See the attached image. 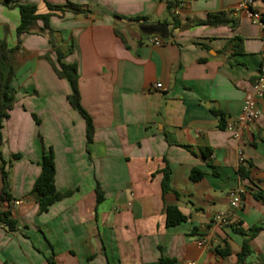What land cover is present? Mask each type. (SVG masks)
I'll use <instances>...</instances> for the list:
<instances>
[{
    "label": "crops",
    "instance_id": "0c3cea01",
    "mask_svg": "<svg viewBox=\"0 0 264 264\" xmlns=\"http://www.w3.org/2000/svg\"><path fill=\"white\" fill-rule=\"evenodd\" d=\"M11 1L48 14L51 31L38 20L18 44V9L0 0V42L18 45L13 108L0 131L10 197L3 200L0 160V214L15 224L0 226V264H160V256L264 264V99L255 98L260 115L244 139L226 129L260 66L261 29L238 8L244 0H179L169 12L163 0ZM251 9L264 14V0ZM216 13L227 21L202 24ZM145 21L166 24L168 38L143 35ZM57 51L76 67L90 141L54 71ZM49 148L55 189L71 194L39 214L32 187ZM165 168L172 191L163 194ZM193 169L200 180L190 179ZM233 189L238 208L227 198ZM169 206L186 221L166 227ZM254 228L240 261L243 234Z\"/></svg>",
    "mask_w": 264,
    "mask_h": 264
},
{
    "label": "trees",
    "instance_id": "16d2710c",
    "mask_svg": "<svg viewBox=\"0 0 264 264\" xmlns=\"http://www.w3.org/2000/svg\"><path fill=\"white\" fill-rule=\"evenodd\" d=\"M164 1V0H163ZM5 3H11L12 7H16L19 12L20 20L19 24L16 28V37L18 44L20 43V36L26 33H29L35 23L40 20L43 23V28L51 31L48 25L49 15H37L36 7L34 5L28 4H16L11 0H5ZM179 0H169L166 2L167 11H171L178 5ZM48 8L54 9L59 7H53L48 5ZM138 21V19H135ZM227 20L225 17L220 14H211L207 17V19L202 22L205 25H220L225 23ZM18 49V45L13 48H9L5 41L0 42V131L2 128V123L4 120L9 118V113L13 108L14 103V90L10 86L11 79L14 76V54ZM57 67H53L54 71L58 78L65 79L70 87V94L67 96V101L69 105L77 111L84 119L86 125V139L87 141L91 140L92 137V124L89 116L84 112V110L80 106L79 102V94L77 89V73L76 67L74 64H66L63 63L62 60L64 58V54L57 51ZM35 119V116L33 115ZM38 123V121L36 120ZM2 143L1 132H0V145ZM18 155H13L12 159L18 158ZM1 160V159H0ZM4 162L1 160L2 165V188L1 192L3 195L4 201H9V185L7 181V175L3 171ZM163 174L161 179V191L162 193L172 191L170 187L169 174L170 171L168 168H165L161 171ZM239 174L241 177L247 176V171L243 168H239ZM54 175H55V167H54V157L52 150L49 148L47 151H44L41 158V172L38 178L35 180L32 191L38 195V213H43L48 210V208L54 203L70 196L71 191H66L60 193L56 191L54 186ZM203 173L198 169H193L190 173V179L192 181H198L202 178ZM96 201L97 203L102 200V193L99 187H96ZM186 221V217L182 215L177 207L169 206L165 210V224L166 227H173L177 224L183 223ZM0 223L7 227L9 230H13L15 222L10 218L9 212L0 214ZM259 231V228H254L249 231L244 238L241 252L238 255V260H242L246 255L250 253L248 249V242L251 240ZM160 264H173V260L166 258L164 256H160L159 258Z\"/></svg>",
    "mask_w": 264,
    "mask_h": 264
},
{
    "label": "built area",
    "instance_id": "2783aa9c",
    "mask_svg": "<svg viewBox=\"0 0 264 264\" xmlns=\"http://www.w3.org/2000/svg\"><path fill=\"white\" fill-rule=\"evenodd\" d=\"M169 0H164V2H168ZM239 9H242L246 12V15L250 19L253 24H256L261 29V40H262V48L260 52V66L258 69V73L251 84V91L248 92L245 96L241 114L234 123H228L226 125V129L230 131L235 139H244L245 134L250 127L259 117L260 112L257 108L255 98L264 99V14L254 11L251 9V0H244L238 5ZM152 44L155 46L160 45L159 40H152ZM156 88L159 85L155 86ZM243 158H239V163L242 164ZM227 198L229 201V205L231 208H238L241 204V192L238 189L230 190L227 193ZM13 204H19L18 201L13 202ZM220 224H225V219L217 218ZM0 226H3L0 223ZM199 246H202V242L198 243ZM192 264V263H190Z\"/></svg>",
    "mask_w": 264,
    "mask_h": 264
},
{
    "label": "water",
    "instance_id": "95a60500",
    "mask_svg": "<svg viewBox=\"0 0 264 264\" xmlns=\"http://www.w3.org/2000/svg\"><path fill=\"white\" fill-rule=\"evenodd\" d=\"M139 29L146 37L158 36L161 39L166 40L169 35L168 27L166 24L148 23L145 21L139 26Z\"/></svg>",
    "mask_w": 264,
    "mask_h": 264
}]
</instances>
